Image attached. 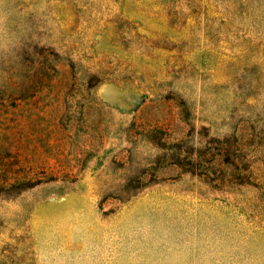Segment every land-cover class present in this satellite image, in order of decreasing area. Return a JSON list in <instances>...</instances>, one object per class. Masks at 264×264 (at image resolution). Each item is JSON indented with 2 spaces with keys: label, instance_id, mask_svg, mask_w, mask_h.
<instances>
[{
  "label": "rangeland",
  "instance_id": "rangeland-1",
  "mask_svg": "<svg viewBox=\"0 0 264 264\" xmlns=\"http://www.w3.org/2000/svg\"><path fill=\"white\" fill-rule=\"evenodd\" d=\"M0 264H264V0H0Z\"/></svg>",
  "mask_w": 264,
  "mask_h": 264
}]
</instances>
